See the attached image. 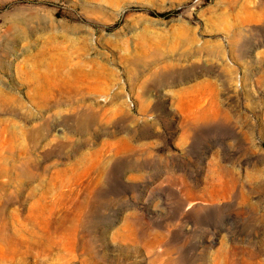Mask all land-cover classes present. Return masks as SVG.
<instances>
[{
    "label": "rangeland",
    "instance_id": "rangeland-1",
    "mask_svg": "<svg viewBox=\"0 0 264 264\" xmlns=\"http://www.w3.org/2000/svg\"><path fill=\"white\" fill-rule=\"evenodd\" d=\"M1 92L0 264H264V0H0Z\"/></svg>",
    "mask_w": 264,
    "mask_h": 264
},
{
    "label": "bare ground",
    "instance_id": "bare-ground-1",
    "mask_svg": "<svg viewBox=\"0 0 264 264\" xmlns=\"http://www.w3.org/2000/svg\"><path fill=\"white\" fill-rule=\"evenodd\" d=\"M0 98L2 99V100H4L5 99V95H4V93H0ZM20 104V103H19ZM42 126V125H41ZM5 128V127H4ZM7 129V128H6ZM7 131V130H6ZM40 131V130H39ZM9 132V131H8ZM35 132V131H34ZM43 136V135H42ZM38 138V137H37ZM22 154V153H21ZM55 178V177H54ZM28 179V178H27ZM33 179V178H32ZM31 180V179H30Z\"/></svg>",
    "mask_w": 264,
    "mask_h": 264
}]
</instances>
